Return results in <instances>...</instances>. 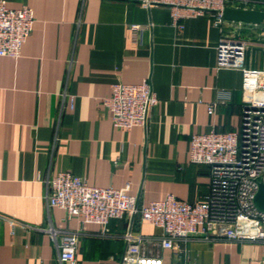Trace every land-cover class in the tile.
Wrapping results in <instances>:
<instances>
[{"label":"crops","instance_id":"crops-1","mask_svg":"<svg viewBox=\"0 0 264 264\" xmlns=\"http://www.w3.org/2000/svg\"><path fill=\"white\" fill-rule=\"evenodd\" d=\"M263 1V0H261ZM28 6L32 30L17 58L0 56V264H61L57 244L75 232L76 264H119L123 234L141 237L144 256L163 264H255L259 241L191 238L162 249L160 228L125 213L107 224L82 223L47 203V180L60 171L89 185L122 188L139 204L167 194L194 202L208 191L209 168L189 161L192 134L238 131L243 123L241 71L216 68L222 35L251 42L245 65L264 68V23L208 16L171 24L166 8L134 0H5ZM234 7L235 4H229ZM257 9H263L260 6ZM143 30L137 42L129 25ZM149 78L157 102L145 127L113 126L103 99L113 82ZM222 91L228 101L207 106ZM69 96L74 97L69 107ZM52 228L55 235L48 229Z\"/></svg>","mask_w":264,"mask_h":264},{"label":"built area","instance_id":"built-area-1","mask_svg":"<svg viewBox=\"0 0 264 264\" xmlns=\"http://www.w3.org/2000/svg\"><path fill=\"white\" fill-rule=\"evenodd\" d=\"M149 9L161 6L168 10L171 24L182 29L187 18L208 16L213 24L223 28V9L229 4L237 8H264V0H134ZM232 7V6H231ZM34 14L30 7L10 8L0 0V56L17 58L31 33ZM143 28L129 25L130 38L137 42ZM251 42L222 35L216 45V68L241 71L244 99L243 123L240 132L209 131L190 137L189 161L209 168V186L204 197L187 202L172 194L147 204H139L136 196L122 188L89 185L70 171H60L47 180V203L65 211V217L76 216L82 223L100 225L107 231L111 219L125 213L139 216L141 222L158 227L163 235L148 244L162 249H176V241L200 238L204 241L224 239L234 242L259 241L264 244V211H258L253 197L257 183L264 188V68H249L245 57ZM74 97L69 96V107ZM228 101L222 91L208 104L212 114L215 106ZM157 97L149 78L139 83L113 82L110 94L103 99L110 111L114 127L130 130L145 127L150 109ZM15 221L0 215V220ZM48 231L55 235V231ZM125 247L119 264H163L159 257L144 256L141 237L128 230L123 234ZM78 237L75 232H63L57 244L61 264H76ZM264 264V260L255 263Z\"/></svg>","mask_w":264,"mask_h":264},{"label":"water","instance_id":"water-1","mask_svg":"<svg viewBox=\"0 0 264 264\" xmlns=\"http://www.w3.org/2000/svg\"><path fill=\"white\" fill-rule=\"evenodd\" d=\"M224 19L230 22H240L248 25H259L264 23V10L252 8H237L226 6L223 9ZM257 191L254 194L253 202L258 211H264V188L257 183Z\"/></svg>","mask_w":264,"mask_h":264}]
</instances>
